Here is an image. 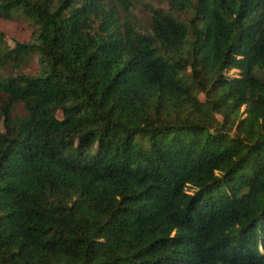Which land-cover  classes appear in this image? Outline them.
<instances>
[{"label": "trees", "instance_id": "16d2710c", "mask_svg": "<svg viewBox=\"0 0 264 264\" xmlns=\"http://www.w3.org/2000/svg\"><path fill=\"white\" fill-rule=\"evenodd\" d=\"M20 19L0 264H264V0H0Z\"/></svg>", "mask_w": 264, "mask_h": 264}, {"label": "rangeland", "instance_id": "374dc122", "mask_svg": "<svg viewBox=\"0 0 264 264\" xmlns=\"http://www.w3.org/2000/svg\"><path fill=\"white\" fill-rule=\"evenodd\" d=\"M26 30V23L20 19L17 20H0V31L5 33V39L7 40L8 44H13V36H20V34ZM231 74H236V71H232Z\"/></svg>", "mask_w": 264, "mask_h": 264}]
</instances>
